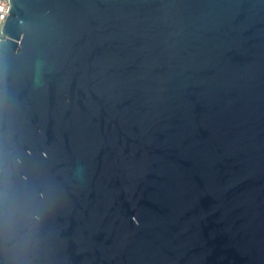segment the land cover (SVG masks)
<instances>
[{"label":"water","instance_id":"95a60500","mask_svg":"<svg viewBox=\"0 0 264 264\" xmlns=\"http://www.w3.org/2000/svg\"><path fill=\"white\" fill-rule=\"evenodd\" d=\"M0 264H264V0H9Z\"/></svg>","mask_w":264,"mask_h":264},{"label":"built area","instance_id":"2783aa9c","mask_svg":"<svg viewBox=\"0 0 264 264\" xmlns=\"http://www.w3.org/2000/svg\"><path fill=\"white\" fill-rule=\"evenodd\" d=\"M10 8L9 0H0V38L4 37V34L1 32L3 23L5 21L6 15H8V11Z\"/></svg>","mask_w":264,"mask_h":264}]
</instances>
